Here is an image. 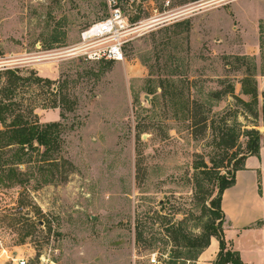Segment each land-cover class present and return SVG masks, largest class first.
I'll list each match as a JSON object with an SVG mask.
<instances>
[{
  "label": "rangeland",
  "instance_id": "1",
  "mask_svg": "<svg viewBox=\"0 0 264 264\" xmlns=\"http://www.w3.org/2000/svg\"><path fill=\"white\" fill-rule=\"evenodd\" d=\"M116 1L143 23L121 62L67 53L111 16L108 0H0V70L51 81L20 82L8 119L62 126L60 150L30 152L23 185L0 188L3 264H165L174 224L199 235L208 222L195 165L228 176L247 131L263 143L264 0ZM225 123L239 134L228 151L215 141Z\"/></svg>",
  "mask_w": 264,
  "mask_h": 264
},
{
  "label": "trees",
  "instance_id": "2",
  "mask_svg": "<svg viewBox=\"0 0 264 264\" xmlns=\"http://www.w3.org/2000/svg\"><path fill=\"white\" fill-rule=\"evenodd\" d=\"M2 77L6 78V84L0 87V94L5 96V99L0 100V188H12L16 185L22 186L25 182L21 178L23 174L18 167L23 161L30 159V152H35L38 147H41L44 148L43 156L45 157L60 150L62 126L59 122L42 124L33 112L17 114L9 120L8 116L14 115L17 108L21 107L20 104L11 100L20 82L30 85L41 83L50 85L51 81L35 75L23 77L19 75L17 69L11 68L0 70V79ZM244 94L252 96L257 101L255 88L252 90L244 88ZM52 108L57 106L54 105ZM246 133L249 136L248 153L240 159L241 162L231 168L227 173L228 176L219 171L221 166L214 159L210 160L213 165L211 168L205 162L195 165V170L201 171L195 176L196 186L204 199L209 202L206 207L208 222L205 223L199 235L187 232L182 226L183 222L174 224L168 230L172 249L169 260L165 264H196L201 253L209 247L212 237H216L220 243V251L212 264H243L240 254L228 248L225 240L223 228L225 216L221 209V202L224 191L235 184L236 172L244 168L245 159L253 155L258 156L262 145L264 146V137L261 143L262 135L258 131L250 130ZM238 137L237 129L225 123L216 136V148L222 151L232 150L236 146ZM12 147H17L14 156L11 160L3 161V151ZM6 167H8L7 170ZM31 225L38 224L33 222Z\"/></svg>",
  "mask_w": 264,
  "mask_h": 264
},
{
  "label": "crops",
  "instance_id": "3",
  "mask_svg": "<svg viewBox=\"0 0 264 264\" xmlns=\"http://www.w3.org/2000/svg\"><path fill=\"white\" fill-rule=\"evenodd\" d=\"M53 115L56 121L59 115ZM221 209L225 216L223 228L228 248L240 254L243 264H264L263 145L259 155L247 157L244 168L236 172L235 184L224 191ZM219 251V240L212 237L196 264H212ZM16 253L19 258L20 253ZM3 255L0 251V264L7 261Z\"/></svg>",
  "mask_w": 264,
  "mask_h": 264
},
{
  "label": "built area",
  "instance_id": "4",
  "mask_svg": "<svg viewBox=\"0 0 264 264\" xmlns=\"http://www.w3.org/2000/svg\"><path fill=\"white\" fill-rule=\"evenodd\" d=\"M108 4L111 16L82 32L81 42L67 51L68 54L71 53L69 55L82 56L90 61H123L125 45L133 39L132 36L143 23L131 26L116 0H108ZM151 263L161 264L156 254L152 256ZM20 264H26V261L22 260Z\"/></svg>",
  "mask_w": 264,
  "mask_h": 264
},
{
  "label": "water",
  "instance_id": "5",
  "mask_svg": "<svg viewBox=\"0 0 264 264\" xmlns=\"http://www.w3.org/2000/svg\"><path fill=\"white\" fill-rule=\"evenodd\" d=\"M13 257H14V259L17 257V253H16V251L13 252Z\"/></svg>",
  "mask_w": 264,
  "mask_h": 264
}]
</instances>
